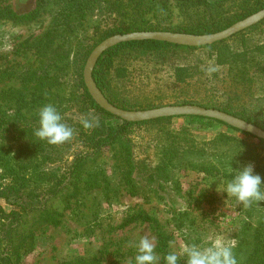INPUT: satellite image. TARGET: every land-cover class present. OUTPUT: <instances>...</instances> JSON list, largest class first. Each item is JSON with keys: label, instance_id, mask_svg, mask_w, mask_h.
Instances as JSON below:
<instances>
[{"label": "rangeland", "instance_id": "374dc122", "mask_svg": "<svg viewBox=\"0 0 264 264\" xmlns=\"http://www.w3.org/2000/svg\"><path fill=\"white\" fill-rule=\"evenodd\" d=\"M116 1L128 4L131 20L113 12ZM37 2L0 0V8L24 15ZM262 5L231 0L216 26ZM191 12L177 0H44L33 21L0 19V264H135L143 235L154 238L158 264H166L160 230L178 264L187 259L185 245L204 247L217 237L235 242L238 264H264V202L245 208L224 192L249 163L264 181V143L229 125L182 116L116 136L121 121L97 111L85 85L88 58L116 25L180 33L206 11ZM234 36L195 50L124 49L101 63L97 76L110 99L130 111L196 105L264 126V20ZM209 67L217 70L209 74ZM17 94L36 103H23L20 117ZM46 104L75 130L73 139L53 146L32 133L18 140L14 122H39ZM89 114L104 127L98 143L96 127L81 124ZM13 157L27 165L18 196L9 190L17 181L8 170ZM137 215L157 224L131 220ZM11 235L20 243L18 258L8 247Z\"/></svg>", "mask_w": 264, "mask_h": 264}, {"label": "trees", "instance_id": "16d2710c", "mask_svg": "<svg viewBox=\"0 0 264 264\" xmlns=\"http://www.w3.org/2000/svg\"><path fill=\"white\" fill-rule=\"evenodd\" d=\"M229 1H231V0H177V4L181 7V9L191 17H194L196 14L195 12H191L192 10H195L198 8H203L206 12H204L203 16L199 19L198 23L194 22L191 24L192 26L187 27L186 29H183V30L176 31V32L188 33V34H193V35H207V34L217 33V32L225 30L226 28L232 26L233 24H235L241 20H244L245 18L249 17L250 15H252V14H254V13H256L259 10L264 8V5H262L259 8H253V9H249L247 11H241L236 16L229 18L228 23L225 26H223V27L216 26V25H218V23L215 22L216 17H218L217 14L224 11L225 5ZM43 2H44V0H38L37 8L34 11H32L28 14H24V15H18L12 11L0 8V19H10V20L18 21V22L33 21L34 19H36L39 16V11H40V8H41ZM114 6H115L116 10L112 9L113 12H115L116 14L124 13L128 17V20H131L132 15H131V10L128 9V4H126V5L120 4V2L116 1V3H114ZM115 13H111V14H115ZM141 31H171V30L160 29V28L155 29L152 27H143L142 28V27L135 25L134 22L131 21V23L123 24L121 26L116 25V27L105 36V38L111 37V36L117 35V34H127V33H133V32H141ZM128 48L142 49L143 51H146V52L156 53V52H160L161 50H163L165 48H173V49H178V50H195V49H199L201 47H197V48L185 47V46H179V45H174V44L165 43V42H158V41H136V42L122 43V44H119V45L111 48L110 50L106 51L103 54L102 58L100 59L96 69L93 71V78H94L98 88L102 91V93L105 95V97L108 99V101L111 104H113L114 106H116L120 109L130 111V110H135V109L126 107L124 105L117 104L113 100L110 99L108 94L103 89V87L99 81V77L97 76V72H98L97 68H99L101 63L107 61V59H109V58L114 57L115 55H117L118 52H120L124 49H128ZM20 97H21V95L17 94L16 98H14V99H17V100H15V102L18 105V109H17L16 113L14 114L17 117L21 116V112H22L21 110L23 108L22 107L23 103H25L29 108L36 105L35 102H29L28 103L25 99H21ZM89 97H90V95H89ZM92 103L96 107L97 111L102 112V113L108 115L109 117H111L113 119H117L118 121H121V123H122L121 126L115 128L116 136L121 135L122 129L125 127H130L133 125H140V124H153V123L165 122V121H170L174 118V117L160 118V119H156V120H152V121H146L143 123H129V122L123 121V120L111 115L110 113L105 112L93 100H92ZM207 108H210V107H207ZM226 112L234 115L233 113H231L229 111H226ZM182 118L198 120L200 122L218 123V124L229 127L227 124H225L223 122H220V121H217L214 119L204 118V117H194V116L184 117V116H182ZM33 121H34V124L26 118H21V119H19L18 122L17 121L14 122L16 124V127H17L16 134H17L18 140L23 139L25 137L32 138V133H35V131L39 128V122H37L38 119H34ZM254 124L264 130V126H262L260 124H256V123H254ZM207 127H209V126H207ZM230 128L234 131L241 132L238 129H235L232 127H230ZM94 133H95L94 134L95 137L98 138L97 143L102 141L103 140L104 127H102V126L96 127L94 129ZM244 134L247 136H252L248 133H244ZM258 140H259V142L264 143L263 140H260V139H258ZM13 155H15V154H13ZM11 159L13 160V163L9 166L8 170H11L13 173L16 174L15 177H16L17 181H14V184L9 188V190H10V192H14V196H18V193L20 192L19 189L23 188L28 181L26 174H24L22 172L26 168L27 165L25 163L20 162L19 160L15 159V157H13ZM78 161H80V159L76 160L75 166L73 167L74 170L77 168V162ZM211 172H213V171L211 170ZM234 176L231 175L230 178L233 179ZM21 209H22V211L25 210L24 208H21ZM138 218H142L143 221L150 222L153 225L157 224L156 221L154 220V218H152L148 215H137L136 217H132L131 220L138 219ZM127 224H129V223H127ZM156 228L158 230H160L159 225H157ZM158 232H159V237L161 239V242L159 245L160 248L158 249V251L162 254V259L164 260V257L170 252L167 250L168 245H167L166 239L163 237V235H164L163 232L161 230ZM7 243L9 244L8 247L13 249V254H14L15 258L20 257L21 254L18 253L19 249H20V243L15 242L12 235L9 237V240ZM15 264H17V263H15Z\"/></svg>", "mask_w": 264, "mask_h": 264}, {"label": "water", "instance_id": "95a60500", "mask_svg": "<svg viewBox=\"0 0 264 264\" xmlns=\"http://www.w3.org/2000/svg\"><path fill=\"white\" fill-rule=\"evenodd\" d=\"M263 20L264 9L233 24L223 31L213 34L193 35L164 31H143L114 35L104 40L92 51L84 68L85 85L93 100L102 109L129 123H140L160 118L181 116L204 117L223 122L232 128L264 140V130L260 127L217 109H208L196 105L165 106L139 111L120 109L108 101L93 78V71L100 57L106 51L119 44L136 41H158L185 47H204L229 39L230 37L257 25Z\"/></svg>", "mask_w": 264, "mask_h": 264}, {"label": "clouds", "instance_id": "9594fccd", "mask_svg": "<svg viewBox=\"0 0 264 264\" xmlns=\"http://www.w3.org/2000/svg\"><path fill=\"white\" fill-rule=\"evenodd\" d=\"M216 70L215 67L207 69L209 74ZM38 116L39 128L34 133L37 138L53 146L65 144L73 139L75 130L62 122V115L54 105H44L39 110ZM81 124L85 130H91L99 126V120L89 114V117L81 120ZM262 185L264 181L259 174L254 172V165L249 163L236 170L233 179L226 183L224 192L248 208L254 202H264ZM134 246L137 250L135 264H158L159 257L155 252L154 238L143 235L138 244ZM234 248V241L228 242L217 237L208 246L185 245L181 255L187 257L185 264H238ZM179 258L177 253L170 252L164 260L166 264H178Z\"/></svg>", "mask_w": 264, "mask_h": 264}]
</instances>
